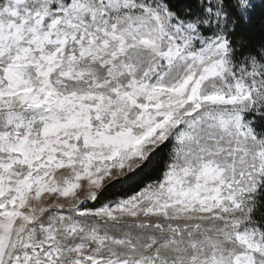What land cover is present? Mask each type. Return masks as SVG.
I'll use <instances>...</instances> for the list:
<instances>
[{
    "label": "snow or ice",
    "instance_id": "1",
    "mask_svg": "<svg viewBox=\"0 0 264 264\" xmlns=\"http://www.w3.org/2000/svg\"><path fill=\"white\" fill-rule=\"evenodd\" d=\"M0 264H264V0H0Z\"/></svg>",
    "mask_w": 264,
    "mask_h": 264
}]
</instances>
